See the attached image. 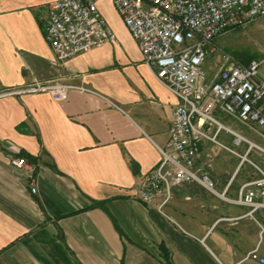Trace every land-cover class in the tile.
<instances>
[{
    "label": "crops",
    "instance_id": "0c3cea01",
    "mask_svg": "<svg viewBox=\"0 0 264 264\" xmlns=\"http://www.w3.org/2000/svg\"><path fill=\"white\" fill-rule=\"evenodd\" d=\"M54 1L0 0V264H261L247 256L264 259V210L235 203L259 172L228 163L219 146L203 143L197 165L226 200L198 183L173 187L165 205L133 196L161 160L178 99L113 0L91 1L118 42L52 67L44 24ZM34 81L69 86L67 99L24 93ZM253 132L264 150V127ZM220 141L248 150L225 133ZM17 157L35 168V194L11 166Z\"/></svg>",
    "mask_w": 264,
    "mask_h": 264
},
{
    "label": "built area",
    "instance_id": "2783aa9c",
    "mask_svg": "<svg viewBox=\"0 0 264 264\" xmlns=\"http://www.w3.org/2000/svg\"><path fill=\"white\" fill-rule=\"evenodd\" d=\"M115 9L136 42L143 60L157 80L178 99L169 139L159 148L161 160L156 168L140 179L133 196L143 203L171 198L173 187L198 183L216 192L215 184L203 174L197 161L205 142L219 146L251 164L259 177L244 185L235 201L250 209L249 215L264 210V169L249 160L260 150L244 135L223 123L226 115L249 129L264 127V80L262 63H234L223 58L215 79L208 82L203 70L210 54L217 52L216 39L230 29L264 18V0H113ZM44 38L53 53L51 66L99 48L117 43L118 37L91 0H57L49 3L44 24ZM69 86L34 81L24 93H50L56 100H66ZM225 133L234 138V146L246 145L240 155L220 141ZM11 166L24 173L37 192L35 168L24 157L12 159ZM248 259L264 264L258 250Z\"/></svg>",
    "mask_w": 264,
    "mask_h": 264
},
{
    "label": "rangeland",
    "instance_id": "374dc122",
    "mask_svg": "<svg viewBox=\"0 0 264 264\" xmlns=\"http://www.w3.org/2000/svg\"><path fill=\"white\" fill-rule=\"evenodd\" d=\"M215 44L217 52L215 54H210L203 66L208 82L215 79L224 63L223 58L227 56L230 57L234 63L247 64L254 60L260 61L262 65L259 75L264 80V18L256 19L241 27L228 30L216 39ZM218 117L225 124L233 125V127L242 131L246 138L256 144L255 139L259 136L260 132H253V130L256 131L257 129H260L259 127L250 130L239 121L232 120L230 117L227 118L223 114L219 113ZM255 152L258 153V150H255ZM253 154V158L250 157V161L264 169V159L262 161V159L256 157V153ZM226 157L228 163H233L235 166L239 163V159L230 154ZM248 168H252V166L246 164L244 169ZM206 171H208V168H206Z\"/></svg>",
    "mask_w": 264,
    "mask_h": 264
}]
</instances>
